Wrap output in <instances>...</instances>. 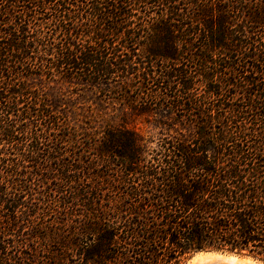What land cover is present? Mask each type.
Listing matches in <instances>:
<instances>
[{
  "label": "trees",
  "instance_id": "16d2710c",
  "mask_svg": "<svg viewBox=\"0 0 264 264\" xmlns=\"http://www.w3.org/2000/svg\"><path fill=\"white\" fill-rule=\"evenodd\" d=\"M264 260V0H0V264Z\"/></svg>",
  "mask_w": 264,
  "mask_h": 264
},
{
  "label": "bare ground",
  "instance_id": "6f19581e",
  "mask_svg": "<svg viewBox=\"0 0 264 264\" xmlns=\"http://www.w3.org/2000/svg\"><path fill=\"white\" fill-rule=\"evenodd\" d=\"M197 257H203V260L197 261ZM247 260H251L249 258H240L230 254H220L216 252H198L194 254L186 264H193L195 261L196 264H227L229 261L231 264L234 262H244ZM253 261V260H252ZM256 264H261L257 263Z\"/></svg>",
  "mask_w": 264,
  "mask_h": 264
},
{
  "label": "water",
  "instance_id": "95a60500",
  "mask_svg": "<svg viewBox=\"0 0 264 264\" xmlns=\"http://www.w3.org/2000/svg\"><path fill=\"white\" fill-rule=\"evenodd\" d=\"M198 252H216V253H220V254H230V255H234V256H237V257H240V258H249L257 263H261V264H264V260H261L259 257L257 256H251V255H240V254H237L236 252H227V251H217V250H212V249H209V250H202V251H198ZM198 252H194L192 253L191 255L193 256L194 254L198 253ZM191 256V257H192ZM227 264H231L229 261H227ZM233 264H243V262H234Z\"/></svg>",
  "mask_w": 264,
  "mask_h": 264
},
{
  "label": "clouds",
  "instance_id": "9594fccd",
  "mask_svg": "<svg viewBox=\"0 0 264 264\" xmlns=\"http://www.w3.org/2000/svg\"><path fill=\"white\" fill-rule=\"evenodd\" d=\"M203 259H204L203 257H197V261H200ZM193 264H196V262L194 261ZM243 264H256V262L252 260H247V261H244Z\"/></svg>",
  "mask_w": 264,
  "mask_h": 264
},
{
  "label": "rangeland",
  "instance_id": "374dc122",
  "mask_svg": "<svg viewBox=\"0 0 264 264\" xmlns=\"http://www.w3.org/2000/svg\"><path fill=\"white\" fill-rule=\"evenodd\" d=\"M240 255H247V254H245V253H243V254H240ZM191 256L192 255H190V256H188V257H186L183 261H182V263L181 264H186L187 263V261H189V259L191 258Z\"/></svg>",
  "mask_w": 264,
  "mask_h": 264
}]
</instances>
